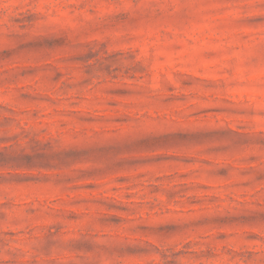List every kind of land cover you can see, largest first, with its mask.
I'll use <instances>...</instances> for the list:
<instances>
[{"label": "rangeland", "instance_id": "rangeland-1", "mask_svg": "<svg viewBox=\"0 0 264 264\" xmlns=\"http://www.w3.org/2000/svg\"><path fill=\"white\" fill-rule=\"evenodd\" d=\"M0 264H264V0H0Z\"/></svg>", "mask_w": 264, "mask_h": 264}]
</instances>
